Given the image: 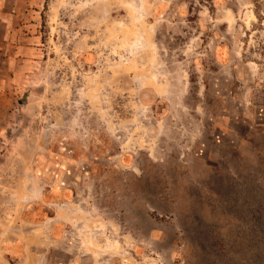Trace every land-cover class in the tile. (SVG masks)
I'll return each mask as SVG.
<instances>
[{
	"label": "rangeland",
	"instance_id": "1",
	"mask_svg": "<svg viewBox=\"0 0 264 264\" xmlns=\"http://www.w3.org/2000/svg\"><path fill=\"white\" fill-rule=\"evenodd\" d=\"M0 264H264V0H0Z\"/></svg>",
	"mask_w": 264,
	"mask_h": 264
},
{
	"label": "trees",
	"instance_id": "2",
	"mask_svg": "<svg viewBox=\"0 0 264 264\" xmlns=\"http://www.w3.org/2000/svg\"><path fill=\"white\" fill-rule=\"evenodd\" d=\"M24 214V213H23Z\"/></svg>",
	"mask_w": 264,
	"mask_h": 264
}]
</instances>
